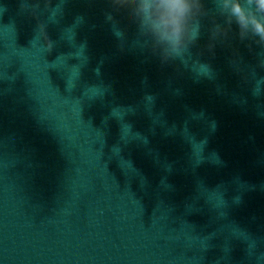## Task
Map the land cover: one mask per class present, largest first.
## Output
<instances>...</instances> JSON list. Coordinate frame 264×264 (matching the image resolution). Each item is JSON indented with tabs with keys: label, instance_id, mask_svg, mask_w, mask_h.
I'll return each instance as SVG.
<instances>
[{
	"label": "clouds",
	"instance_id": "clouds-1",
	"mask_svg": "<svg viewBox=\"0 0 264 264\" xmlns=\"http://www.w3.org/2000/svg\"><path fill=\"white\" fill-rule=\"evenodd\" d=\"M108 20L116 25L115 14L126 13L136 29L135 46L159 57L162 64L181 61L202 36L204 21L211 18L209 35H227L235 28L241 41L250 40L264 54V0H108ZM209 5L211 7L209 8ZM220 18L223 23L219 22ZM118 27V25H116ZM119 28V27H118ZM123 40L125 32L120 29ZM120 38V37H118ZM121 39V38H120ZM47 41L48 51L53 44ZM214 54V53H213ZM237 60H233L234 64ZM199 74L213 78L212 67ZM264 67V59L259 61Z\"/></svg>",
	"mask_w": 264,
	"mask_h": 264
}]
</instances>
